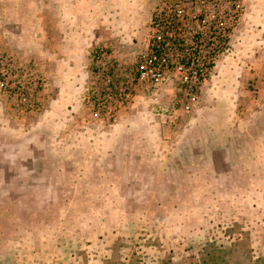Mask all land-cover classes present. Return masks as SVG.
I'll return each mask as SVG.
<instances>
[{
	"label": "rangeland",
	"instance_id": "obj_1",
	"mask_svg": "<svg viewBox=\"0 0 264 264\" xmlns=\"http://www.w3.org/2000/svg\"><path fill=\"white\" fill-rule=\"evenodd\" d=\"M164 1L0 0V264H264V0L206 8L195 101L138 80Z\"/></svg>",
	"mask_w": 264,
	"mask_h": 264
},
{
	"label": "built area",
	"instance_id": "obj_2",
	"mask_svg": "<svg viewBox=\"0 0 264 264\" xmlns=\"http://www.w3.org/2000/svg\"><path fill=\"white\" fill-rule=\"evenodd\" d=\"M212 4V0H165L163 6L157 11L154 29L158 34L152 42L154 61L145 59L140 64L138 80L154 84H162L169 79L174 68L178 73L184 96L192 101L199 98L203 81L210 71L215 58V49L209 50L203 60L199 59L198 34L203 31V14ZM166 9H171L168 13ZM204 21V20H203ZM235 17L229 19L227 28L235 23ZM181 32L194 33L189 40L180 35ZM220 46L226 47L225 38ZM172 54V58L169 57ZM162 59V61H161ZM171 62V64L169 63ZM199 63L195 67V63ZM186 110L190 109L189 103H183Z\"/></svg>",
	"mask_w": 264,
	"mask_h": 264
}]
</instances>
